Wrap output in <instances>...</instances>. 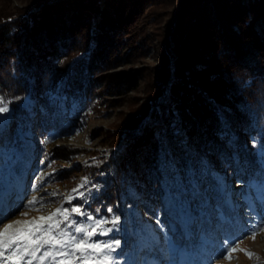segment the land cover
Segmentation results:
<instances>
[{"label":"trees","instance_id":"obj_1","mask_svg":"<svg viewBox=\"0 0 264 264\" xmlns=\"http://www.w3.org/2000/svg\"><path fill=\"white\" fill-rule=\"evenodd\" d=\"M97 1L38 0L29 15L0 12V96L11 111L9 118L0 115L2 161L32 144L33 165L52 168L56 154L45 145L70 132L92 108L93 69L111 56L121 31L128 37L143 33L145 27L135 30L137 22L155 15L158 4H172L106 0L96 18ZM176 20L170 96L150 112L148 125L141 127L151 107L127 118L128 130L138 133L105 166L106 178L99 170L106 160L98 162L81 189L85 196L71 203L97 218L118 215L123 231L111 235L122 243L117 253L140 264L148 253L165 264H183L175 247L188 255L203 239L210 250L234 241L246 231L247 215L256 214V195L264 191V0H180ZM167 63L155 72L163 83L171 77ZM151 94L156 100L162 93L154 85ZM177 117L184 137L172 122ZM226 168L232 176L221 183L215 176ZM48 174V183L65 179L62 170Z\"/></svg>","mask_w":264,"mask_h":264},{"label":"rangeland","instance_id":"obj_2","mask_svg":"<svg viewBox=\"0 0 264 264\" xmlns=\"http://www.w3.org/2000/svg\"><path fill=\"white\" fill-rule=\"evenodd\" d=\"M105 1H97L99 12L96 13V18H99L101 10L106 4ZM179 1L172 0V4L168 2V4L165 3L166 5L160 3L155 9V15L150 14L148 20L138 21V29L135 28V30L140 31L139 28L145 27L146 32L139 33L136 31L128 37L125 31H121L120 34L124 35L119 36V40L117 39V47L112 48L111 56L106 59L103 56V64L92 71V91L95 93L92 108L82 112V117L79 118L70 132L46 143L45 146L48 151L56 154L53 158L52 168L43 167L39 162L33 165L32 144H29L24 150H16L15 156L11 153V158L9 152L6 155L9 160L5 162L0 159V208L8 212V219L0 223V229L3 228L4 223L47 216L60 206L61 196H52V192L67 194L80 183L82 177H88V173L93 172L95 167L99 166L98 162L103 163L105 160V165L99 170L100 174H103L102 178H106V167L110 166V161L116 153L129 145L127 144V142L130 143L128 139L135 133L130 129L128 130L129 120L127 118L129 116L137 118L145 106L149 110L151 107V110L147 111L149 113L145 114L146 117L142 119L141 127L148 125L150 112L158 108L159 104L166 101L170 96L172 79L176 77V54L173 47L176 39L173 32L177 22ZM37 4L38 0H0V12L18 14L17 16L29 15L30 12L38 9ZM155 19H158L157 23L154 22ZM132 45L135 46L134 49H132ZM166 63L171 67L172 72L170 79L163 83L162 80L157 79L155 72L164 68ZM134 80L137 81L134 82ZM136 82L137 85H134ZM154 85H157L162 93L156 100L152 99L153 95L151 94ZM0 115L2 120L9 118L11 111ZM172 122L173 124L178 123L175 128L184 137L181 119L177 117V119H172ZM155 123L156 126L157 123ZM141 127H138L137 130H140ZM184 141L186 142V139ZM189 148L198 154L200 153L195 144L190 145ZM1 155L4 156L3 153ZM3 158L6 160L5 157ZM261 160L264 163L263 157ZM57 170H62L64 173L65 179L62 182L48 183L44 181L38 191H32L35 177L42 173H54ZM231 172L232 170L226 168L225 171L219 172L215 179L221 183L226 182L228 176H232ZM231 184L234 189L238 188L239 184L235 180ZM248 192L251 200L256 197L259 198L256 214L247 215L251 218H247L249 226L246 231L235 239L234 243L217 244L213 250L209 249L211 243H208L206 239L199 243L198 250L192 251L188 255L182 248L175 247L183 264H264V230L256 231L255 238L251 234L257 228L264 229V191L256 197L252 189ZM231 195L236 199V190H233ZM32 196H43L44 200H49L52 203L47 204L43 210L24 207L27 200ZM174 209L175 206L170 204L169 212L174 213ZM21 212L28 214L24 216L20 214ZM141 222L145 226L149 225L144 221ZM107 226L111 227V225ZM122 226L119 224L106 237L98 236L94 239H114L111 235L122 230ZM140 234L146 238L145 242L150 241L149 231H143ZM148 246L151 247L150 243L147 244ZM225 247L234 250L225 252ZM119 248L113 253L117 264H140V261L132 258L130 254L126 253L123 257H119L117 253ZM165 261L166 259L163 257L158 258L152 253H148L142 258L141 264H165Z\"/></svg>","mask_w":264,"mask_h":264},{"label":"snow or ice","instance_id":"obj_3","mask_svg":"<svg viewBox=\"0 0 264 264\" xmlns=\"http://www.w3.org/2000/svg\"><path fill=\"white\" fill-rule=\"evenodd\" d=\"M9 103L0 96V114L10 111ZM46 175L50 174L42 173L37 178L32 191L39 190ZM87 184L88 178L82 177L80 183L67 194L52 192V196H61L60 206L47 216L4 223L0 229V264H117L113 253L121 246V241L94 238L106 237L113 232L120 224V217L113 215L111 218H97L86 212L82 205L71 204L73 200L85 196L81 189ZM44 203L43 196H32L24 207L43 210ZM65 203L71 205L70 209L64 207ZM107 211L112 213L113 209L108 207ZM96 212L99 213V209ZM20 214L26 216L28 213ZM74 216L84 219L77 221ZM6 219L7 210L0 208V223ZM260 230L264 229L257 228L251 232L253 238L256 231ZM230 243L234 241H226V244ZM233 250L230 247L224 249L225 252Z\"/></svg>","mask_w":264,"mask_h":264}]
</instances>
